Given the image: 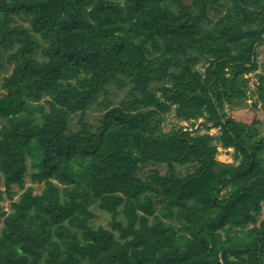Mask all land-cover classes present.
<instances>
[{"label": "trees", "instance_id": "trees-1", "mask_svg": "<svg viewBox=\"0 0 264 264\" xmlns=\"http://www.w3.org/2000/svg\"><path fill=\"white\" fill-rule=\"evenodd\" d=\"M263 44L264 0H0V198L42 184L0 264H264V137L224 111Z\"/></svg>", "mask_w": 264, "mask_h": 264}, {"label": "rangeland", "instance_id": "rangeland-1", "mask_svg": "<svg viewBox=\"0 0 264 264\" xmlns=\"http://www.w3.org/2000/svg\"><path fill=\"white\" fill-rule=\"evenodd\" d=\"M189 0H185V2H188ZM210 17L212 19H215L216 15L214 13H210ZM20 21V20H19ZM24 25L26 23L24 21H20ZM6 54V52H3V56ZM1 62L5 63L3 59ZM256 63H257V68L251 72L246 73L243 75V85L246 86V98H241L234 100L232 104H225L224 105V111L227 116L235 119L242 121L246 124H249L253 128L256 129L258 136L264 137V110L262 107V103L259 102L257 103L256 106H254L253 102L257 99L258 97V90H257V85H258V74L264 76V44L259 46L257 48V57H256ZM11 70V64L6 65L5 68L0 69V82L2 76L7 75ZM5 91L3 88H0V94H3ZM124 96V93L121 92L118 88L115 86H112L110 88V97L113 100V103L115 104L119 99H121ZM101 114L99 110L97 109H92L88 112L87 114V120H89L92 124H96L97 117ZM200 119L193 125V126H188L187 122L183 121H178L175 119L173 116V113H169L166 115L165 120L161 123V128L163 131H167L173 126H178V125H183L185 127H188L190 130H194L197 127L198 122ZM199 133L205 132L204 128H200ZM209 133L211 134H217V128H211L208 130ZM216 159L220 162L223 163H231L234 162L233 156H232V148H222L218 147V152L215 155ZM159 170L163 172L166 168L165 165H159ZM193 168V165H182V166H176V172L179 175H184L187 172L191 171ZM149 172L148 166L142 168L140 170L141 175H145ZM32 187L33 191L39 192L42 184L41 183H36V182H31L28 175L26 174L24 177V184L23 188H19L17 185H13L12 189L16 192L13 196L12 199L9 200L5 194L2 195L0 198V211L5 210V211H10V203L12 200H16L18 195L24 191L27 187ZM0 189H3L2 184L0 183ZM97 216L93 219L94 225L101 224L106 227H108L107 224V216H105L101 211H97ZM1 220L2 217H0V226H1Z\"/></svg>", "mask_w": 264, "mask_h": 264}]
</instances>
